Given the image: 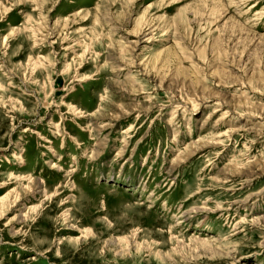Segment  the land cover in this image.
<instances>
[{
  "label": "rangeland",
  "instance_id": "374dc122",
  "mask_svg": "<svg viewBox=\"0 0 264 264\" xmlns=\"http://www.w3.org/2000/svg\"><path fill=\"white\" fill-rule=\"evenodd\" d=\"M0 264H264V0H0Z\"/></svg>",
  "mask_w": 264,
  "mask_h": 264
}]
</instances>
